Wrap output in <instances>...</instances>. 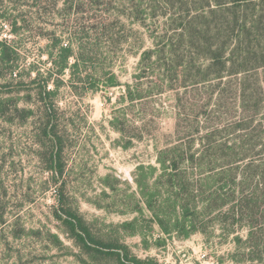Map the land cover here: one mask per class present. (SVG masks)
Instances as JSON below:
<instances>
[{"label":"trees","instance_id":"16d2710c","mask_svg":"<svg viewBox=\"0 0 264 264\" xmlns=\"http://www.w3.org/2000/svg\"><path fill=\"white\" fill-rule=\"evenodd\" d=\"M64 2L63 11L67 13L72 9L83 13L87 5L93 8L89 17L105 24L98 35L110 47L120 46L122 42H134L136 46L133 53L139 56L136 81L123 84L125 90L116 97L107 119L109 127L119 134V146L130 148L132 136H137L128 135L129 120L120 104L126 101L134 105L161 88L157 81L143 87L140 79L151 72L163 55L166 59L161 66L166 73L186 71V77L182 76V81L170 84L169 88L178 90L188 79L186 86L197 88L186 93L203 96L199 105L191 103V113H211L215 120L220 119L221 113L233 114L232 128L238 131V139L233 144L215 143L214 132L197 139H189L187 135L185 147L172 145L157 149L154 163H137L132 171L134 185L106 173L99 178L101 190L97 194L106 205L98 200L87 201L107 213L123 216L124 220L106 223L104 229H99L95 226L97 220H86L72 206L62 183L67 135L58 131L55 104L62 81H55L53 73L37 70L31 79L23 80L17 68V47L0 38V95H10L0 99V116L6 118L7 113L22 112L26 118L38 113L36 136L43 148L40 154L44 168L51 173L49 184L55 187L56 203L51 214L73 248L66 246L58 233L47 230V238L55 247L65 248L66 256L79 264H159L154 257L142 258L133 253L126 238L138 236L140 247L149 251L169 238L187 239L194 234H200L209 243L218 230L219 242L231 243L232 247L216 255L213 264H264V0ZM3 16L0 12V21ZM111 17H115L114 22L124 18L128 23L145 27L153 47L141 50L140 37L114 36ZM10 22L12 32L17 34L20 29L17 18ZM47 38L46 54L57 78L69 69L68 81L74 90L75 78L81 81L89 75L86 72L80 77L78 67H111L108 56H98L100 38L91 45L76 41L75 47L71 42L61 45L55 35ZM28 67L34 65L30 63ZM107 74L105 88L121 85L115 73L109 70ZM89 85L93 90L99 88L97 83ZM20 92L25 93L26 99L35 96V110L18 107L11 94ZM189 128L188 123L186 129ZM195 143L200 146L195 147ZM248 143L250 147L246 146ZM119 183L124 184L123 191H119Z\"/></svg>","mask_w":264,"mask_h":264},{"label":"rangeland","instance_id":"374dc122","mask_svg":"<svg viewBox=\"0 0 264 264\" xmlns=\"http://www.w3.org/2000/svg\"><path fill=\"white\" fill-rule=\"evenodd\" d=\"M64 1L0 0V12L4 14L0 21V38L8 39V43L17 47V68L23 80L31 79L35 75L34 70H37L43 74L53 73L55 81H62L55 95L58 131L67 135L63 153L66 170L62 183L72 206L86 220H97V228L104 229V224L122 221L124 217L107 213L87 201L98 200L106 205V201L97 197L101 190L100 177L112 173L134 185L132 171L135 166L139 162L154 163L157 149L172 145L185 147L187 135L189 139H197L210 132L215 133L212 138L215 143L226 141L233 144L238 139V131L232 128L235 120L233 114L221 113L220 119L215 120L211 113H191V103L199 105L203 96L186 93L188 89L197 88L191 84L186 86L188 79L184 82L185 86L178 90L169 88L170 84L182 81L186 71L170 72V76L161 66L166 59V55H163L150 69L151 72L140 79L143 87L157 81L161 88L145 100L135 101L134 105L126 101L120 104L129 120L128 135L137 136H132L134 141L130 148L119 146V134L109 127L107 119L116 97L125 90L123 84L136 81L134 75L139 72L136 67L139 56L133 55L136 46L134 42H122L120 46L110 47L105 38L98 35L105 24L96 23L94 18L89 17L93 8L87 5L83 13L75 9L67 13L63 11ZM87 10L89 15L85 13ZM13 18H17L20 25L17 34L12 32L10 26ZM114 19L109 18L113 21L111 28L114 36L140 37L141 50L153 47L145 27L128 23L124 18L118 22H114ZM54 35L60 39L61 45L71 42L72 47H75L76 41L83 40L91 45L100 38L98 56H108L111 67H78L80 77L85 76L86 72L89 75L81 81L75 78L77 88L72 89L68 81L69 69H65L64 74L57 78L59 76L47 57V37ZM30 63L34 67H28ZM109 70L115 73L120 86L104 87ZM90 83H97L99 88L91 89ZM11 95L18 107L36 109L35 96L26 99L24 92ZM6 96L10 95H0V99ZM210 107L212 109V105ZM6 115V118H13L14 121L10 123L0 116V264H79L73 257L66 256L65 248L55 247L47 238V230L58 233L64 244L73 248L72 242L57 228L59 222L51 214L56 203L55 187L49 184L51 173L44 168L40 154L43 148L36 136L39 115L37 112L26 118L22 112ZM188 123L190 128L186 129ZM199 146V143H195V147ZM246 146L250 147L251 143ZM118 188L123 191L125 186L119 183ZM218 234L216 230L209 243H205L200 234L187 239L172 237L163 245H153L149 251L140 247L138 236L127 237L126 243L139 257H154L159 264H213L216 255L224 254L232 247L231 243L221 244Z\"/></svg>","mask_w":264,"mask_h":264}]
</instances>
